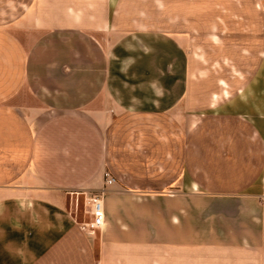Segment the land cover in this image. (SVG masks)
<instances>
[{"label":"crops","instance_id":"obj_1","mask_svg":"<svg viewBox=\"0 0 264 264\" xmlns=\"http://www.w3.org/2000/svg\"><path fill=\"white\" fill-rule=\"evenodd\" d=\"M263 5L0 0V264H264Z\"/></svg>","mask_w":264,"mask_h":264},{"label":"built area","instance_id":"obj_2","mask_svg":"<svg viewBox=\"0 0 264 264\" xmlns=\"http://www.w3.org/2000/svg\"><path fill=\"white\" fill-rule=\"evenodd\" d=\"M106 181L107 183H112L115 181V178L109 173H106ZM89 206L92 214V219L89 222L85 223L84 226L89 227V231L95 232L96 229H101L104 224V210L101 197L98 195L91 196L89 199Z\"/></svg>","mask_w":264,"mask_h":264},{"label":"rangeland","instance_id":"obj_3","mask_svg":"<svg viewBox=\"0 0 264 264\" xmlns=\"http://www.w3.org/2000/svg\"><path fill=\"white\" fill-rule=\"evenodd\" d=\"M85 206H86V204H85V199H81L80 200V205H79V214L80 215H83L84 214V212H85ZM78 207V206H77Z\"/></svg>","mask_w":264,"mask_h":264}]
</instances>
